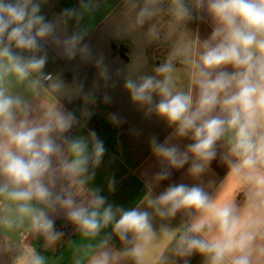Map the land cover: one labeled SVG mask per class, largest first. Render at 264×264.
<instances>
[{"label":"clouds","instance_id":"clouds-1","mask_svg":"<svg viewBox=\"0 0 264 264\" xmlns=\"http://www.w3.org/2000/svg\"><path fill=\"white\" fill-rule=\"evenodd\" d=\"M172 2L178 19H192V10L184 0ZM194 7L206 9L217 24L210 39L203 42V51L191 61V81L198 88L195 101L191 90L174 91L170 64L156 69L163 79L141 76L124 83L133 102L146 105L148 112L155 111L175 126L173 136L191 134L193 143L183 150L172 143L173 136L163 143L151 139V150L164 165L155 179L165 180L170 169L185 164H190L191 176L200 177L217 155V142L231 133L229 151L235 157L229 160L231 175L251 186L252 206L264 212V0H194ZM39 13L40 4L34 0H0V198L12 202L19 217H27L31 228L50 240L61 233L55 232V221L48 213L62 211L85 236H95L114 222L113 231L121 241L131 233L135 240L146 243L155 235L148 211L139 206L131 210L105 206L99 189L87 190L86 202L76 199L94 176L90 167H98L105 153L95 131H90L88 138L70 137L67 134L79 123L74 113L47 106L39 119L32 118L31 105L6 87L11 78L28 81L33 90L41 81H51L53 91L63 87L59 78L53 80L43 72L46 44L62 49L69 59L78 52L86 59L91 56L88 45H81L80 34L62 35L56 22L46 21ZM75 14L71 9L64 12L65 16ZM151 15L147 7L141 9L138 23ZM227 66L233 71H226ZM96 67L102 79H109L102 58ZM82 87L77 88V94ZM154 96L160 99L156 101ZM83 99L95 103L88 94ZM108 100L105 96V102ZM84 114L91 115L87 109ZM111 119L119 122L115 115ZM114 184L110 181L109 188L114 190ZM142 203L162 218L174 217L182 209L199 213L179 237L176 250L179 255L193 250L206 254L210 264H250L249 247L256 232L248 229L264 226V216L254 224H242L234 203L214 201L200 185L172 184L159 195L149 186ZM4 223L11 225L9 220ZM213 230L215 235L209 238L207 233ZM200 233L205 235H197ZM142 252L138 243L123 255L139 258ZM116 259L118 254L101 251L91 264H114ZM27 264H43V259L32 255Z\"/></svg>","mask_w":264,"mask_h":264},{"label":"crops","instance_id":"crops-1","mask_svg":"<svg viewBox=\"0 0 264 264\" xmlns=\"http://www.w3.org/2000/svg\"><path fill=\"white\" fill-rule=\"evenodd\" d=\"M34 2L40 4L39 14L46 21L56 22L57 31L62 35L80 34L83 37L81 45H88L91 56L86 59L78 52L69 59L63 55L62 49L46 44L48 58L43 72L51 74L53 80L59 78L63 87L53 91L49 87L51 81H41V85L33 90L28 81L21 83L14 78L6 83V87L31 105L32 118L39 119L47 106L62 107L74 113L79 123L67 134L70 137L88 138L89 132L95 131L104 143L105 153L98 167H90L89 172H94V176L76 199L86 202L87 190L99 189V194L106 199L105 206L111 204L114 209L124 210L139 206L151 214L155 235L145 243L135 240L129 233L127 240L121 241L113 231V222L95 236H85L78 230L60 243V236L50 240L34 231L27 217H19L12 202L0 198V264H27L32 255L41 257L43 264H91L92 257L101 251L118 254L114 264H210L206 254L193 250L179 255L176 250L179 237L199 213L182 209L174 217L162 218L142 201L149 186L155 195H159L172 184L200 185L214 201L234 203L242 224H254L264 212L252 206L249 199L251 186L231 175L229 160H235L229 151L232 134H226L217 142V155L200 177L191 176L188 173L190 164H185L181 169H170L171 175L167 179L157 181L155 174L164 165L153 154L150 141L156 137L158 143H163L167 137L173 136L175 126L169 125L155 111L148 112L146 105L133 102L124 83L128 78L138 80L141 76L163 79L156 69L170 64L174 91L191 90L195 101L198 88L191 81V61L203 51V42L210 39L217 26L214 18L206 9L196 10L194 0H184L192 10L191 20H180L175 16L172 0ZM145 7L152 15L146 16L141 24L138 23L139 13ZM66 9L74 10L76 14L65 16ZM101 58L108 68L107 80L100 77L96 67V61ZM225 70L233 71L231 66ZM80 85L83 87L77 94ZM85 94L92 96L95 103H85ZM105 96L109 98L108 102H105ZM154 99L158 101L160 97L154 96ZM85 109L90 116L84 114ZM113 115L118 118V123L112 121ZM190 135L184 138L173 136L172 143L183 150L193 143ZM113 180L114 190L109 188ZM48 214L55 221V232L60 233L61 227L74 225L62 211H49ZM5 220L11 221V225L4 223ZM248 230L256 232L249 247L250 264H264V226ZM197 235L204 236L205 233ZM207 235L209 238L215 235V230ZM138 243L143 247L139 258L123 255L125 250Z\"/></svg>","mask_w":264,"mask_h":264},{"label":"trees","instance_id":"trees-1","mask_svg":"<svg viewBox=\"0 0 264 264\" xmlns=\"http://www.w3.org/2000/svg\"><path fill=\"white\" fill-rule=\"evenodd\" d=\"M78 230L79 229L75 224L61 227L59 229V232L61 233V235H60L61 242L60 243H63L65 239H67L72 233H74Z\"/></svg>","mask_w":264,"mask_h":264}]
</instances>
